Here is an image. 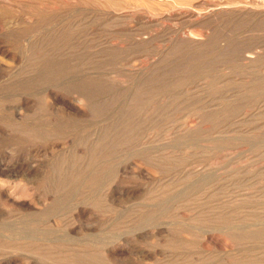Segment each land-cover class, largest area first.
Returning a JSON list of instances; mask_svg holds the SVG:
<instances>
[{"label":"rangeland","instance_id":"rangeland-1","mask_svg":"<svg viewBox=\"0 0 264 264\" xmlns=\"http://www.w3.org/2000/svg\"><path fill=\"white\" fill-rule=\"evenodd\" d=\"M0 264H264V0H0Z\"/></svg>","mask_w":264,"mask_h":264},{"label":"bare ground","instance_id":"bare-ground-1","mask_svg":"<svg viewBox=\"0 0 264 264\" xmlns=\"http://www.w3.org/2000/svg\"><path fill=\"white\" fill-rule=\"evenodd\" d=\"M195 38V37H194Z\"/></svg>","mask_w":264,"mask_h":264}]
</instances>
